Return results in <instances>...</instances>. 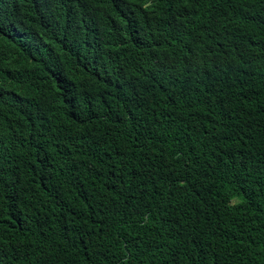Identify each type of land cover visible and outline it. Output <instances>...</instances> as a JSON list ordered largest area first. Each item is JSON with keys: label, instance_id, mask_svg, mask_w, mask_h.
<instances>
[{"label": "trees", "instance_id": "16d2710c", "mask_svg": "<svg viewBox=\"0 0 264 264\" xmlns=\"http://www.w3.org/2000/svg\"><path fill=\"white\" fill-rule=\"evenodd\" d=\"M0 264H264V0H0Z\"/></svg>", "mask_w": 264, "mask_h": 264}]
</instances>
